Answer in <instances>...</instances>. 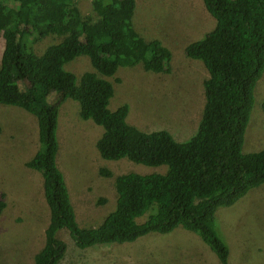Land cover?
<instances>
[{
    "label": "trees",
    "instance_id": "16d2710c",
    "mask_svg": "<svg viewBox=\"0 0 264 264\" xmlns=\"http://www.w3.org/2000/svg\"><path fill=\"white\" fill-rule=\"evenodd\" d=\"M202 1L215 25L188 42L184 52L207 70L204 103L196 131L177 141L166 129L143 131L128 123L126 104L108 108L113 87L105 76L117 66L141 63L145 70L171 71L167 47L135 31V0H93L94 22L81 14L77 0H0V102L20 106L37 119L38 147L25 165L41 173L49 209L34 264L59 263L66 250L57 236L62 228L76 246L86 248L131 242L178 226L198 234L227 264L229 246L215 228V212L264 183V148L241 149L254 87L264 69V0ZM48 35L59 41L35 53L32 45ZM79 54L88 56L95 71L77 78L64 64ZM51 92L55 100L48 103ZM68 97L78 101L81 118L102 126L95 141L100 157L167 166L163 173L116 175L100 167L99 173L114 177L116 200L95 226L76 220L56 163L59 107ZM261 106L264 116V98ZM3 206L0 199V213Z\"/></svg>",
    "mask_w": 264,
    "mask_h": 264
},
{
    "label": "rangeland",
    "instance_id": "374dc122",
    "mask_svg": "<svg viewBox=\"0 0 264 264\" xmlns=\"http://www.w3.org/2000/svg\"><path fill=\"white\" fill-rule=\"evenodd\" d=\"M82 15L98 18L93 0H77ZM135 31L145 39L156 38L170 52L169 73L145 70L141 63L117 66L105 76L113 94L108 108L126 104V120L143 131L166 129L177 141L188 139L197 128L204 103L203 63L187 56L184 47L212 29L215 19L202 0H135L132 16ZM58 37L48 35L32 47L39 54ZM3 38L0 34V53ZM77 78L95 71L87 55L79 54L64 64ZM100 76H102L100 74ZM54 93L47 95L54 102ZM264 69L254 87V103L247 123L242 151L264 148ZM56 163L62 171L76 220L95 226L114 208V177L99 173L100 167L114 175L126 172L163 173L165 164L147 165L127 158L100 157L95 141L102 126L79 116V103L70 97L59 107ZM0 264H34V254L44 242L49 209L39 171L25 165L38 147L37 120L22 107L0 102ZM149 211L137 217L142 221ZM215 228L229 246L227 264H264V183L249 189L229 206L218 207ZM57 236L66 243L58 264H221L198 234L176 227L170 232H149L124 243L95 244L80 248L67 229Z\"/></svg>",
    "mask_w": 264,
    "mask_h": 264
},
{
    "label": "crops",
    "instance_id": "0c3cea01",
    "mask_svg": "<svg viewBox=\"0 0 264 264\" xmlns=\"http://www.w3.org/2000/svg\"><path fill=\"white\" fill-rule=\"evenodd\" d=\"M20 107V106H19ZM24 109V108H23ZM26 110V109H25ZM29 112V111H28ZM59 115V114H58ZM37 120V119H36Z\"/></svg>",
    "mask_w": 264,
    "mask_h": 264
}]
</instances>
